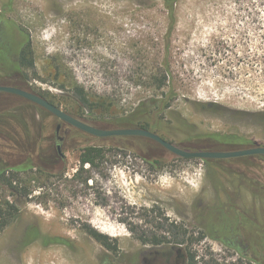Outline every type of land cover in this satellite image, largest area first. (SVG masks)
<instances>
[{
    "label": "rangeland",
    "instance_id": "rangeland-1",
    "mask_svg": "<svg viewBox=\"0 0 264 264\" xmlns=\"http://www.w3.org/2000/svg\"><path fill=\"white\" fill-rule=\"evenodd\" d=\"M247 15L229 1L182 0L173 25L161 1L0 0L2 56L22 32L36 64L35 72L18 74L1 60L0 86L19 84L48 95L93 127L125 129L115 119L153 96L146 77L167 71L177 98L163 120L152 121L151 132L191 152L227 149L205 140L209 134L239 135L264 146L258 115L264 112V67H254L249 58L264 55V21L252 24ZM58 74L112 98L114 108H80L58 88ZM12 115L27 126L10 124ZM1 116L0 170L9 169L7 176L16 168L24 171L13 188L0 185L1 199L19 209L16 221L0 230V264H147L156 249L135 235L154 230L174 241L166 230L171 223L187 230L183 253L192 248L199 264H250L237 260L231 248L247 242L262 254L257 246L264 218L256 211L264 199V165L184 159L146 138H98L68 125L60 161L59 119L6 93L0 94ZM90 146L113 151L100 170L87 165V173L77 176L80 155ZM86 226L107 235L117 251L90 237ZM44 237L67 243L46 246Z\"/></svg>",
    "mask_w": 264,
    "mask_h": 264
},
{
    "label": "trees",
    "instance_id": "trees-1",
    "mask_svg": "<svg viewBox=\"0 0 264 264\" xmlns=\"http://www.w3.org/2000/svg\"><path fill=\"white\" fill-rule=\"evenodd\" d=\"M153 1V0H147ZM161 1L164 5V8L168 12V19L174 25L176 22V8L178 4L182 0H154ZM221 1H229L234 3L239 7L240 10L244 9L247 11V16L251 20L252 24H262L264 21V0H221ZM3 26L0 24V46L1 40L4 38L3 35ZM20 35V36H19ZM18 43L15 46H8V52L5 53V57L2 56L0 50V61H8L10 71H14L18 74H26L28 72H32L36 70V64L34 59V54L32 51V46L30 41H26L22 38V32H19ZM262 37L263 35H259ZM260 50L264 53V48L261 47ZM251 58V63L255 66L264 67V55L255 54ZM264 72V69L262 70ZM171 73L165 71L160 72L156 71L146 77V87L148 90L153 92V96L147 101L141 102L138 105H135L131 111L127 114H123L124 116L119 118L118 116H113L115 119V125L119 127H130V128H139L144 130L153 131L156 129V124L153 123V120L161 121L165 118L168 111L173 106V102L177 98V90L170 85L172 81H170ZM37 76V75H36ZM172 76V75H171ZM26 78H29L26 75ZM38 78V77H35ZM56 80L60 81L59 89L63 92H68L72 99L76 100L80 108L87 109L91 113H95L97 111L102 112H111L115 106V103L112 98L108 96H98L94 93L86 91V89L80 86L76 82L66 81V79H62L59 74L56 76ZM12 86L23 89L19 86V84H14ZM27 91V90H26ZM50 94V93H48ZM40 97L46 99L50 103L54 105V102L49 100L48 95L39 94ZM14 96V95H13ZM16 97V96H15ZM17 98H20L17 96ZM22 99V98H21ZM24 100V99H23ZM207 106V105H206ZM106 114V113H105ZM258 115L262 118V122L264 124V112L258 113ZM1 119L4 116L0 117ZM13 122L10 124H16L20 126H27V122L22 118H17L15 115H12ZM81 118V117H80ZM205 140L215 141L218 143L225 144L228 148L238 149L241 147H245L248 144V141L239 135H219V134H209L204 137ZM113 149H107L104 147L98 146H90L84 149L80 155V170L77 176H80L84 171L85 166H90L92 170H100L103 164L106 161L108 154H110ZM245 160V159H243ZM210 160H208L209 162ZM216 162L211 161L209 162ZM23 169L16 168L10 176H7L9 169L0 170V185L13 188L14 183L19 181V173L22 172ZM24 171V170H23ZM87 173V172H86ZM88 177L84 180L88 181ZM2 187L0 186V230L6 229L10 226L14 221H16L19 209L18 207L6 199H1ZM163 226H159L158 229L162 230ZM85 232L92 237L95 241L100 243L106 249L112 251L113 253L117 251V246L112 244L111 240L107 235H104L98 232L96 229L90 226H86L84 228ZM166 230L172 235L173 240L176 242L183 243L186 236L187 230L184 227L175 225L173 223L169 224ZM138 240L143 242L144 244H160L162 242H170L171 240L167 237L160 236L154 230L143 231L141 234L135 235ZM35 238H39V233H35ZM43 244L48 246L51 244L64 245L67 242L61 237H44ZM195 240L191 241V245L194 244ZM187 255L189 259V264H199L197 261V254L192 250V248L187 249ZM258 256V257H256ZM255 258L252 260V264H262V254H257Z\"/></svg>",
    "mask_w": 264,
    "mask_h": 264
},
{
    "label": "water",
    "instance_id": "water-1",
    "mask_svg": "<svg viewBox=\"0 0 264 264\" xmlns=\"http://www.w3.org/2000/svg\"><path fill=\"white\" fill-rule=\"evenodd\" d=\"M7 93L13 94L19 97H22L41 108L47 110L56 118L61 120L64 123L69 124L70 126L79 129L91 136L98 137V138H110V137H141L152 140L153 142L159 144L161 147L169 151L170 153L184 159H201V160H225V159H233V158H240L245 156H252V155H264V148L258 147L248 150L242 151H233V152H191L188 150H184L168 141L163 139L156 133H153L149 130L144 129H135V128H125V129H112V130H105L99 129L93 126H90L73 116L69 115L68 113L64 112L59 107L53 105L46 99L35 95L31 92L19 89L13 86H0V94Z\"/></svg>",
    "mask_w": 264,
    "mask_h": 264
},
{
    "label": "flooded vegetation",
    "instance_id": "flooded-vegetation-1",
    "mask_svg": "<svg viewBox=\"0 0 264 264\" xmlns=\"http://www.w3.org/2000/svg\"><path fill=\"white\" fill-rule=\"evenodd\" d=\"M4 86H8V85H4ZM12 86V85H9ZM15 87V86H13ZM18 88V87H17ZM21 89V88H19ZM24 90V89H22ZM26 91V90H25ZM7 94V93H6ZM13 95V94H11ZM16 96V95H14ZM19 97V96H18ZM22 98V97H20ZM24 99V98H22ZM26 100V99H24ZM28 101V100H26ZM30 102V101H28ZM32 103V102H31ZM36 105V104H35ZM38 106V105H37ZM40 107V106H39ZM43 109V108H42ZM45 110V109H44ZM47 111V110H46ZM50 113V112H49ZM54 116V115H53ZM75 118V117H74ZM58 119V118H57ZM77 119V118H76ZM80 120V119H78ZM61 121V120H60ZM82 121V120H80ZM62 122V121H61ZM83 122V121H82ZM85 123V122H84ZM87 124V123H86ZM70 126L67 123L62 122V124H59L57 126L56 129V138H57V152L58 154L56 155V157L59 158L60 161H63L65 158L64 152H63V143L65 142L64 137L62 136L63 133H65L64 131V126ZM89 125V124H88ZM91 126V125H90ZM72 127V126H71ZM74 128V127H72ZM76 129V128H75ZM78 131H80L81 133L87 134L79 129H77ZM67 133V132H66ZM89 135V134H88ZM245 138V137H244ZM246 139V138H245ZM248 141V139H246ZM250 144V145H249ZM221 145V144H220ZM224 146H226L225 144H222ZM248 145V146H247ZM245 147H241L238 149H233V148H228L225 150H221V151H216V150H211L210 149H206L204 150L205 152H233V151H242V150H248V149H253V148H258V147H262L264 148V146H260L254 142L248 141ZM86 149V148H85ZM245 159V160H243ZM212 160V159H211ZM228 160V159H225ZM229 160H235V162H248V161H254L255 163H260L262 164V166L264 165V155H252V156H245V157H240V158H233V159H229ZM263 195H264V188L262 189ZM258 201V200H257ZM257 206V205H256ZM255 206V207H256ZM260 208H261V212L258 209L256 211V214L261 215V217L264 218V199L262 200L261 204H260ZM248 213V212H247ZM251 214V213H250ZM246 214H244V217ZM248 215V214H247ZM247 218V217H246ZM175 224V223H173ZM176 225V224H175ZM179 226V225H178ZM188 243V242H187ZM187 243H185V240L183 243L180 242H176V241H170V242H162L160 244H144V245H148L151 246L152 248L156 249L155 251H153L152 253V259L150 261H148L147 264H189V259H188V255L187 253H183V247L186 246L187 247ZM185 247V248H186ZM258 248H261V253H262V264H264V236L261 237V244L259 246H257ZM166 248H171V250L175 251L174 256L171 254H163L161 250H164ZM231 248L233 249L235 255L237 256V260H241V261H248L251 262L250 264H252V260L255 258V256L257 254H259L257 252L258 249L253 250V246L247 242V244H245V246H238V245H233L231 246ZM187 250V249H186ZM258 257V256H256ZM241 264V263H240Z\"/></svg>",
    "mask_w": 264,
    "mask_h": 264
}]
</instances>
